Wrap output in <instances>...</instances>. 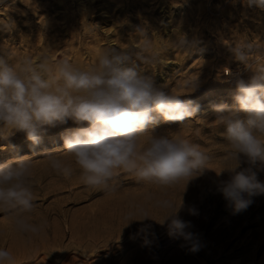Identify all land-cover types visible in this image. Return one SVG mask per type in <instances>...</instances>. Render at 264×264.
Listing matches in <instances>:
<instances>
[{"label":"rangeland","instance_id":"obj_1","mask_svg":"<svg viewBox=\"0 0 264 264\" xmlns=\"http://www.w3.org/2000/svg\"><path fill=\"white\" fill-rule=\"evenodd\" d=\"M141 29L149 40L144 55L159 59L138 61V71L165 92L199 105L184 125L161 119L147 132L180 135L201 145L213 156L210 170L171 188L122 175L117 190L106 191L85 186L78 170L65 178L48 165L46 152L72 159L62 152L61 139L77 127L71 120L49 129L39 146L21 132L0 139V163L31 158L35 208L27 215L43 225L39 234L21 233L11 215L0 212V248L13 254L14 264H264V195L253 197L249 208L236 214L216 190L219 181L229 178L220 172L234 162L226 159L230 149L212 107L222 102L234 106L235 80L248 81L264 66V13L245 0H0V55L13 64L48 55L88 68L111 47L135 56L145 42ZM181 37L192 44L190 50L177 47ZM246 43L252 50L245 65L231 49ZM196 78L194 90L183 86L186 79ZM146 140L142 137L141 144ZM251 167L264 182V165ZM163 198L177 206L183 201L180 216L199 234V251H189L159 224L165 213L152 203ZM134 204L151 213L153 221L146 223L154 225L155 235H148L149 243L138 232L140 222L125 228V215ZM190 207L198 214L190 215Z\"/></svg>","mask_w":264,"mask_h":264},{"label":"clouds","instance_id":"obj_2","mask_svg":"<svg viewBox=\"0 0 264 264\" xmlns=\"http://www.w3.org/2000/svg\"><path fill=\"white\" fill-rule=\"evenodd\" d=\"M245 2L264 9V0ZM139 32L145 42L135 56L124 49L107 48L88 68L48 55L35 60L25 57L18 64L0 55V139L21 132L32 146H39L49 129L71 120L77 127L61 139L62 152L72 159L58 152L44 156L57 174L70 178L78 170L85 186L100 190L116 191L122 175L162 188L182 181L187 185L204 175L213 156L201 145L180 135L147 132L149 125L161 119L184 125L199 105L181 99L174 91L165 92L152 77L138 71V61L159 59L144 55L149 48L148 35L142 29ZM177 47L190 50L192 44L181 37ZM251 50L250 43L231 49L234 58L245 65ZM183 86L194 90L198 80L186 79ZM235 87L234 106L222 102L212 107L230 149L226 159L234 162L220 172L226 171L229 178L219 181L216 190L238 214L249 208L253 197L264 195V182L251 167L264 165V66L257 67L248 81L236 79ZM142 137H147L143 145ZM245 162L250 167L242 168ZM31 169L32 160L27 156L0 163V212L11 215L18 232L39 234L43 225L33 223L27 215L35 208ZM152 207L165 213L163 222H156L166 226L170 237L182 239L193 253L200 250L199 234L192 231L191 221L180 216L183 201L177 206L171 199H156ZM188 212L198 214L194 207ZM125 219V227L140 222L138 232L145 243L150 242L148 235H155L154 225L146 223L153 219L145 205H132ZM0 264H14L13 254L5 248H0Z\"/></svg>","mask_w":264,"mask_h":264},{"label":"bare ground","instance_id":"obj_3","mask_svg":"<svg viewBox=\"0 0 264 264\" xmlns=\"http://www.w3.org/2000/svg\"><path fill=\"white\" fill-rule=\"evenodd\" d=\"M160 212H161V211H160ZM162 212H163V211H162ZM150 214H151V213H150ZM160 214H161V213H160ZM154 220H155V219H154ZM161 221H162V220H161ZM160 226H161V225H160ZM125 228H126V227H125ZM72 229H73V228H72ZM75 231H76V230H75ZM80 234H81V233H80ZM71 235H72V238L75 239L74 237H75L76 235H75V233H74V230L71 231ZM78 236H79V235H78ZM76 237H77V236H76ZM80 237H82V236H79V239H82V238H80ZM77 239H78V238H77ZM58 240H59V239H58ZM80 242H82V241H80ZM54 243H56V242H54ZM58 243H59V242H58ZM58 243H57V244H58ZM74 243H75V242H74ZM71 244H72V243H71ZM80 244H81V243H80ZM69 245H70V244H69ZM79 247H81V246H79ZM145 259H146V258H145ZM143 261H144V260H143ZM145 261H146V260H145ZM145 261H144V262H145ZM148 262H149V261H148Z\"/></svg>","mask_w":264,"mask_h":264},{"label":"built area","instance_id":"obj_4","mask_svg":"<svg viewBox=\"0 0 264 264\" xmlns=\"http://www.w3.org/2000/svg\"><path fill=\"white\" fill-rule=\"evenodd\" d=\"M257 8H258V7H257ZM258 9L264 13V9H260V8H258Z\"/></svg>","mask_w":264,"mask_h":264}]
</instances>
